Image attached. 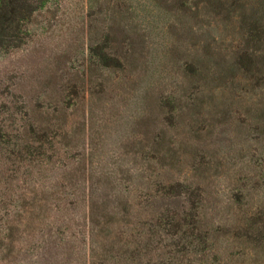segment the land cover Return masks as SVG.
I'll list each match as a JSON object with an SVG mask.
<instances>
[{
    "label": "rangeland",
    "instance_id": "1",
    "mask_svg": "<svg viewBox=\"0 0 264 264\" xmlns=\"http://www.w3.org/2000/svg\"><path fill=\"white\" fill-rule=\"evenodd\" d=\"M0 26V264H264V0Z\"/></svg>",
    "mask_w": 264,
    "mask_h": 264
},
{
    "label": "trees",
    "instance_id": "2",
    "mask_svg": "<svg viewBox=\"0 0 264 264\" xmlns=\"http://www.w3.org/2000/svg\"><path fill=\"white\" fill-rule=\"evenodd\" d=\"M5 30H6V27L0 26V31H1V33H4Z\"/></svg>",
    "mask_w": 264,
    "mask_h": 264
}]
</instances>
